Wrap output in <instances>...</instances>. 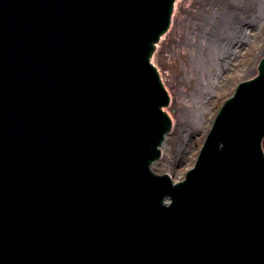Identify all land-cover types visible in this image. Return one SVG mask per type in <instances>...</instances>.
I'll return each mask as SVG.
<instances>
[{"label":"water","instance_id":"1","mask_svg":"<svg viewBox=\"0 0 264 264\" xmlns=\"http://www.w3.org/2000/svg\"><path fill=\"white\" fill-rule=\"evenodd\" d=\"M171 11L0 0V264H264V63L185 181L151 169L171 121L149 56Z\"/></svg>","mask_w":264,"mask_h":264},{"label":"rangeland","instance_id":"2","mask_svg":"<svg viewBox=\"0 0 264 264\" xmlns=\"http://www.w3.org/2000/svg\"><path fill=\"white\" fill-rule=\"evenodd\" d=\"M211 1L213 0H203L201 6V0H178L172 25L160 40L154 57L171 91L172 101L168 110L175 118V128L169 138L170 145L167 146L166 153L160 161L161 165L159 164L157 169L169 172L175 179L183 178L187 167L194 164L206 129L210 127L219 104L232 93L235 82L239 83L242 78L255 74L256 61H260L264 55V30L261 29L257 36H254L256 32L250 36L251 27L247 26L252 23L259 24L260 19H264L259 9L260 3H257V0H230L235 2L236 6L228 7V0H216L214 4H209ZM217 2L219 7L215 5ZM199 7H206L202 14L213 21L206 37L203 34L199 37L200 42L204 41L202 46L208 41L206 45L208 47L210 41L215 39L214 31L217 28L215 23L222 20L226 22L221 26L223 42L216 41L213 56L209 58L206 55V62L202 66H196L190 58L175 53L170 44L166 46L169 35L181 31L173 32L179 22L183 21L184 25L187 19L199 20L193 12ZM213 15L217 16L216 19H212ZM225 16H228L227 20L224 19ZM227 34L230 36L224 39ZM204 52H207L206 48ZM235 54L237 58L233 60ZM227 73H231L230 78H226ZM199 105L203 106L202 110L198 109ZM185 114H189V118L194 120L193 125H190L192 131L189 133L192 134L190 136H187V131L186 129L184 131L182 125V121L188 116ZM184 148L183 156L179 149Z\"/></svg>","mask_w":264,"mask_h":264},{"label":"bare ground","instance_id":"3","mask_svg":"<svg viewBox=\"0 0 264 264\" xmlns=\"http://www.w3.org/2000/svg\"><path fill=\"white\" fill-rule=\"evenodd\" d=\"M215 2H216V0H213V1L209 2V4L210 3L211 4H214ZM257 3H260L259 9L263 13V15H264V0H257ZM200 5L203 6V0H201ZM215 5L217 7L220 6L218 4V2ZM227 5H228V7H230L232 5L233 6H236V3L235 2H230V0H228ZM205 8L199 7L197 10H194L193 11L195 13V15L198 16V19L199 20H194L193 21V20L187 19V20H185V22H184L185 24L184 25H183V21L182 22H179L175 26L173 32H175L177 30H181V31L176 32V33H173V34L171 33V35H169L170 37H168V39H167V44H166V46L168 44H170L174 48V52L177 53L178 55H180V56H183L184 55L187 58H190V60L192 61V63L195 64L196 66H202V64H204V62H206V55H208L209 58L213 56V53L215 51V43H216V41L218 40L219 43H222L223 42L222 41L221 26L226 24V22L223 21V20L216 22L215 24H216L217 28L214 31V37H215V39L213 41H210V44L208 45V47H206V45L208 44L207 43L208 41L204 44L205 46H202L203 43H204V41L203 42H200V40H199L200 35L203 34L206 37V34L209 32V30H211L212 25H213L212 24L213 21L208 20L202 14L203 11L205 10ZM220 11H221V9H220ZM211 17H212V19H216L217 16L216 15H213ZM227 17L228 16H225L224 19L227 20ZM258 19H260V16L258 17ZM258 19L256 18V20H258ZM260 21L263 24L262 25H258L256 28H253L252 29L253 31L250 30V33H249L250 36H251V34L255 33V30H256V34L254 36H257L258 35V32L261 29L264 30V19H262V20L260 19ZM178 26H179V29H178ZM229 36L230 35L227 34L224 39H227ZM205 48L207 49V52H204V49ZM227 75H226L227 76L226 78H228L231 75V73H227ZM218 82H220V81H218ZM198 109L202 110L203 109V106H200L199 105L198 106ZM185 115H188V116L186 117L187 119H184L182 121V125H183L184 131H185V129L187 131V136H190V135H192V134H189L190 132H192L191 129H190V125H193L192 122L194 120H192L191 118H189L190 117L189 114H185ZM199 124H201L200 121H199ZM187 126H189V128H186ZM174 128H175V126H174ZM173 129H170L169 130V134H167V143H168V145H170L169 138H170L171 134L174 131ZM194 129H196V128L194 127ZM164 150L165 151L167 150V146L164 147ZM179 151H181L183 153V156H184L185 148L184 149H179Z\"/></svg>","mask_w":264,"mask_h":264}]
</instances>
